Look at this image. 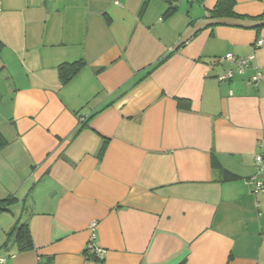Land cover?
<instances>
[{
	"label": "crops",
	"instance_id": "0c3cea01",
	"mask_svg": "<svg viewBox=\"0 0 264 264\" xmlns=\"http://www.w3.org/2000/svg\"><path fill=\"white\" fill-rule=\"evenodd\" d=\"M217 3L0 0V264H264V0Z\"/></svg>",
	"mask_w": 264,
	"mask_h": 264
},
{
	"label": "trees",
	"instance_id": "16d2710c",
	"mask_svg": "<svg viewBox=\"0 0 264 264\" xmlns=\"http://www.w3.org/2000/svg\"><path fill=\"white\" fill-rule=\"evenodd\" d=\"M168 4L167 11L164 18L174 14L178 6L175 5L179 0H164ZM235 0H218L216 7L209 13V18L213 21L210 25L212 27L219 25H228V19L238 18L239 16L234 11ZM259 27V26H258ZM185 42L181 46H185ZM4 48L3 43L0 41V52ZM85 62L78 60L72 63H64L58 67L59 78L62 86L68 85L73 78L84 68ZM182 105V104H181ZM9 200L0 203V211H5ZM5 203V205H3ZM15 242L18 244L19 250L22 252L33 249V242L30 235L29 224H18L12 231Z\"/></svg>",
	"mask_w": 264,
	"mask_h": 264
},
{
	"label": "built area",
	"instance_id": "2783aa9c",
	"mask_svg": "<svg viewBox=\"0 0 264 264\" xmlns=\"http://www.w3.org/2000/svg\"><path fill=\"white\" fill-rule=\"evenodd\" d=\"M264 45V40L257 41V47H262ZM218 63L227 61L228 63L235 65L237 67L236 70H226L221 74L217 75L219 81H228L232 80L236 77L237 74H243L251 68L253 63L256 61V55L252 54L247 57H236L233 54H227L225 57L216 60ZM262 81H264V75L260 72H256L250 78V84L254 86H258ZM255 164L257 168L256 175L252 178V181L255 185L256 192H264V157L262 155L255 156ZM98 227L97 222H93L90 225V230L92 233ZM92 238H95V235H92ZM107 256V251L99 248H94L93 257L98 261H104Z\"/></svg>",
	"mask_w": 264,
	"mask_h": 264
}]
</instances>
